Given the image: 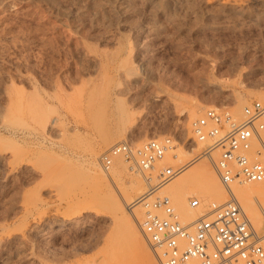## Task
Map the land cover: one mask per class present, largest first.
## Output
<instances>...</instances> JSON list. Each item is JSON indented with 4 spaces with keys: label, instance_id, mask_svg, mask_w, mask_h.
<instances>
[{
    "label": "rangeland",
    "instance_id": "obj_1",
    "mask_svg": "<svg viewBox=\"0 0 264 264\" xmlns=\"http://www.w3.org/2000/svg\"><path fill=\"white\" fill-rule=\"evenodd\" d=\"M259 93L264 0H0V264H117L108 246L137 236L145 252L119 264H162L139 226L146 179L102 154L171 138L184 154L158 165L183 167L159 193L189 222L230 197L191 122L238 121ZM206 178L218 188L196 193ZM263 213L253 226L244 211L264 236Z\"/></svg>",
    "mask_w": 264,
    "mask_h": 264
},
{
    "label": "built area",
    "instance_id": "obj_2",
    "mask_svg": "<svg viewBox=\"0 0 264 264\" xmlns=\"http://www.w3.org/2000/svg\"><path fill=\"white\" fill-rule=\"evenodd\" d=\"M191 128L195 139L206 143V151L219 150L214 168L225 188L232 182L264 179V102L245 105L238 121L227 110L207 108ZM173 149L169 137L139 145L119 141L101 156L106 168L114 156H122L146 179L147 188L136 199L144 208L139 226L150 244L160 249L162 264H264V236L254 230L233 196L220 205L209 204L207 216L180 221L169 198L159 193L183 167H159Z\"/></svg>",
    "mask_w": 264,
    "mask_h": 264
},
{
    "label": "bare ground",
    "instance_id": "obj_3",
    "mask_svg": "<svg viewBox=\"0 0 264 264\" xmlns=\"http://www.w3.org/2000/svg\"><path fill=\"white\" fill-rule=\"evenodd\" d=\"M126 1V0H125ZM256 94V93H255ZM259 95H261V96H259ZM257 96H259V97H261V101L260 102H263L264 101V93H259V94H257ZM262 98H263V100H262ZM252 99V98H251ZM118 119V118H117ZM96 122H98V121H96ZM116 122H117V120H116ZM115 122V123H116ZM97 124V123H96ZM92 125H94V124H92ZM98 126H99V124H98ZM94 127V126H93ZM101 127V126H100ZM111 129H113V128H111ZM96 130H98V128H96ZM109 136V135H108ZM108 136H105L104 137V141H105V143H110L109 141H111L110 140V137H108ZM169 153H172V151L171 152H169ZM176 153V154H175ZM172 154H175L176 156H179L180 154L182 155V154H184V152H182V150L181 149H177V150H174L173 151V153ZM170 155V154H169ZM174 155V157H176ZM171 157H173V156H171ZM194 164V163H193ZM215 169V168H214ZM216 172V171H215ZM189 175L190 174H186L185 175V177H189ZM210 176H211V174H209ZM212 177V176H211ZM144 178V177H143ZM145 179V178H144ZM220 180V179H219ZM262 181V180H261ZM254 182H258V181H254ZM222 183V182H221ZM234 182H232L231 184H233ZM238 183V184H237ZM242 183H246V182H236V184L237 185H242L241 187H243L244 186V184H242ZM231 184H230V186H229V189H227V188H225L226 190H227V193L229 194V195H231V196H233V198H235L236 200H237V202H238V200L239 201H241V204H242V210H244V211H249V212H252V214H253V221H254V223H253V226H254V224L256 225L257 224V222H260L261 220H262V218H263V216L261 217V215H262V212H264V183H263V185L262 186H256V184H254V183H252V182H249L247 185H245L243 188H242V195L241 196H235L234 195V191H232V187H231ZM224 186V185H223ZM218 188V184L216 183V181L214 182L213 180H211L210 178H206V179H204V182L202 183V186H201V188H200V190L198 191H196V193L197 192H200V194H202V195H205L207 192H209V191H213L214 189H217ZM194 193H195V191H194ZM195 193V194H196ZM252 196H254L255 197V199L257 200V208H255V206H254V204H253V202H252ZM101 197V196H100ZM175 197H177V196H175ZM99 198V197H98ZM105 198V197H104ZM173 198H174V196H173ZM230 198V197H229ZM176 198H174L173 200H175ZM99 200V199H98ZM101 200H102V202H101V204L102 205H106V203L108 204L109 202H107V200H109V199H104V200H106V202L104 203V200H103V197L101 198ZM101 200H99V201H101ZM173 200H172V204H173ZM228 200V199H227ZM104 203V204H103ZM128 203V202H127ZM213 203V202H212ZM211 203V204H212ZM239 203V202H238ZM100 204V203H99ZM131 204V203H130ZM129 203H128V205L126 206V207H130L131 205H133V204H131L130 205ZM214 204L215 205H220V204H222V203H220V204H216L215 202H214ZM240 204V203H239ZM255 204H256V202H255ZM175 205V204H174ZM192 203H189V204H187V205H185L183 208L185 209V210H183L185 213H189V212H191L192 211V209H193V207H192ZM243 211V212H244ZM260 212H261V215H260ZM207 214L208 213H201L199 216H197L196 218H194V219H192V220H190L189 222L191 223V222H194L197 218H199V217H204V216H207ZM263 215H264V213H263ZM250 222V221H249ZM263 222V221H262ZM250 224H251V222H250ZM251 226H252V224H251ZM252 226V227H253ZM257 226V225H256ZM254 228V227H253ZM27 230V229H26ZM127 231L128 229H127V227L126 228H124L123 229V231ZM255 230V229H254ZM140 236H137V238H135V239H133V240H130L129 238H126V239H122V240H118V241H114V242H112L109 246H108V250H107V252L109 251V252H111L110 254L111 255H114V258H116L115 260H117L116 262H117V264H119V263H126V261H127V259L129 258V257H131V255H142L144 252H145V249L142 247V242H140L141 241V239L138 241L137 239L139 238ZM147 250V249H146ZM156 250V249H155ZM157 251V250H156ZM108 252V253H109ZM147 253V252H146ZM149 253H151V252H149ZM148 255V254H147ZM121 260V262H118V261H120ZM143 258H141L140 256H137L136 257V263L135 264H144L142 261ZM147 260V259H146ZM149 260V259H148ZM145 262H147V261H145ZM161 262H162V260H161ZM151 264V263H150Z\"/></svg>",
    "mask_w": 264,
    "mask_h": 264
}]
</instances>
